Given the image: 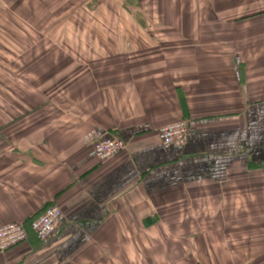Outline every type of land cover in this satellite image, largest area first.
I'll list each match as a JSON object with an SVG mask.
<instances>
[{
	"label": "crops",
	"instance_id": "crops-1",
	"mask_svg": "<svg viewBox=\"0 0 264 264\" xmlns=\"http://www.w3.org/2000/svg\"><path fill=\"white\" fill-rule=\"evenodd\" d=\"M203 1L93 71L50 49L92 48L118 1L84 0L92 22L68 23L66 0H0V227L64 215L0 264H264V0ZM182 120L184 147L161 149ZM102 138L125 148L98 161Z\"/></svg>",
	"mask_w": 264,
	"mask_h": 264
},
{
	"label": "rangeland",
	"instance_id": "rangeland-1",
	"mask_svg": "<svg viewBox=\"0 0 264 264\" xmlns=\"http://www.w3.org/2000/svg\"><path fill=\"white\" fill-rule=\"evenodd\" d=\"M102 1V6L104 9L110 6V3L113 1H118L120 4V8L114 10L113 14H102L100 10L98 16L93 17L94 20L89 21L90 16H84L78 14L76 9H80L83 6L84 0H66V7L67 8H74V12H68L65 16V19L70 22L72 18L74 19V15H77L76 22L78 23H94L96 19L98 22L102 24H107L113 27L114 32H104L99 31V33L93 35H97V37L92 38L94 40L92 48L90 46H84L82 48H74V47H52L50 49L51 56H59V55H84V56H92L97 57V60L94 59L92 64L87 63V65H83L84 68H89L90 65L93 71L104 68L108 69L109 66H114V64H108V57L114 58V61L117 63H122L126 57L131 58L138 57L140 55L139 52H134L133 50H138V46L135 49H129L127 47V42L131 41L137 43L141 40H149L153 37H167L169 34L168 32L164 31L161 33L149 32L145 31V27H140L142 25H146V23H159L162 22L163 24H169L171 20H174V13L177 9H182L184 15L183 23L187 24L188 15L187 12L189 11L188 8L194 7L197 10L198 4L204 3L203 0H99ZM96 3V1H94ZM111 9V8H110ZM124 11H123V10ZM143 9V13L146 11H150L149 14L144 16L140 10ZM77 11V12H76ZM181 11V10H180ZM75 13L74 15H72ZM77 13V14H76ZM140 13V14H138ZM173 13V14H172ZM182 16L179 15V19ZM183 18V17H182ZM53 21V20H52ZM118 25V26H117ZM128 25V27H125ZM86 35L88 40H91L90 33L85 32L82 33ZM186 34V33H185ZM68 35L71 37L78 36L76 32H68ZM109 35V36H108ZM133 51V54H131ZM42 52V49H36V55ZM41 54V53H40ZM45 54L46 50H45ZM128 60V59H126ZM113 63V62H111ZM119 65H117L118 67Z\"/></svg>",
	"mask_w": 264,
	"mask_h": 264
},
{
	"label": "built area",
	"instance_id": "built-area-1",
	"mask_svg": "<svg viewBox=\"0 0 264 264\" xmlns=\"http://www.w3.org/2000/svg\"><path fill=\"white\" fill-rule=\"evenodd\" d=\"M189 125L186 121H178L161 127L157 137L161 149L184 147L188 136ZM125 148V143L118 138H102L92 145V156L98 161L113 158ZM64 215L57 206L47 208L43 213L30 221L28 227L23 224H8L0 227V253L20 245L31 235L38 241H47L60 223Z\"/></svg>",
	"mask_w": 264,
	"mask_h": 264
},
{
	"label": "trees",
	"instance_id": "trees-1",
	"mask_svg": "<svg viewBox=\"0 0 264 264\" xmlns=\"http://www.w3.org/2000/svg\"><path fill=\"white\" fill-rule=\"evenodd\" d=\"M28 225H29V223L27 224V225H24V226H26V228L28 227Z\"/></svg>",
	"mask_w": 264,
	"mask_h": 264
}]
</instances>
